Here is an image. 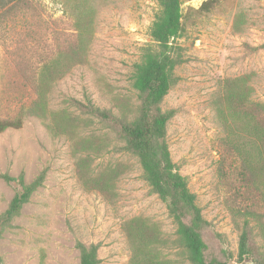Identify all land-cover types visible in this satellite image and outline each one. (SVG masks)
<instances>
[{"label":"rangeland","instance_id":"374dc122","mask_svg":"<svg viewBox=\"0 0 264 264\" xmlns=\"http://www.w3.org/2000/svg\"><path fill=\"white\" fill-rule=\"evenodd\" d=\"M39 1L41 10L0 20V118L21 120L0 131V174L22 173L29 183L46 172L0 230L3 264H79L77 242L98 244V264H191L137 157L109 123L71 102L137 115L133 63L151 42L156 1ZM203 1L181 5L183 30L174 41L183 61L160 104L173 111L166 141L208 223L205 258L241 264L247 229L253 257L263 260L264 172L259 219L242 203L230 207L217 167L226 142L249 143L258 121L264 127V0H216L208 10ZM33 101L37 114L28 113ZM19 188L0 177V213Z\"/></svg>","mask_w":264,"mask_h":264},{"label":"trees","instance_id":"16d2710c","mask_svg":"<svg viewBox=\"0 0 264 264\" xmlns=\"http://www.w3.org/2000/svg\"><path fill=\"white\" fill-rule=\"evenodd\" d=\"M158 10L149 29L151 42L141 48L138 61L133 63L132 86L140 100L138 113L132 119L117 116L110 110L94 106L90 101L81 102L71 99L72 104L83 113L90 114L101 122L112 126L124 141L122 148L139 160L144 177L151 191L166 204L168 212L177 224V234L188 252L191 264H227L218 259L205 258L206 244L202 230L208 225L195 204V196L188 189L186 179L172 162L167 141L166 124L173 111H163L160 107L164 96L175 82L174 68L183 61L181 47L175 43L182 30L181 5L189 0H155ZM216 0H205L200 8L208 10ZM39 0H0V20L22 15L30 11L41 10ZM264 47V44L262 45ZM38 86H35L37 93ZM263 107L262 105H259ZM38 103H31L28 113L37 114ZM23 113V112H20ZM258 121L259 128L254 131V138L246 141L226 142V150L218 161V175L227 184L226 193L230 207L245 205L244 214L254 218L262 215L256 210V194L259 191L260 174L264 172V127ZM20 118H0V131L19 128ZM45 170L29 183L23 174L12 177L7 173L0 177L7 183L17 181L20 186L11 198L7 208L0 213V230L9 226L31 194L41 186ZM238 210V211H239ZM246 211V212H245ZM251 235L244 229L239 244L238 259L241 264H264V259L253 257ZM79 264H98V244L86 245L77 242ZM250 260V261H248ZM0 264H3L0 257Z\"/></svg>","mask_w":264,"mask_h":264}]
</instances>
